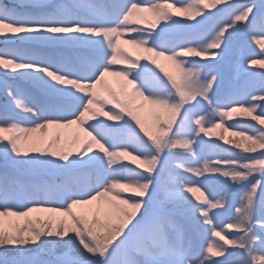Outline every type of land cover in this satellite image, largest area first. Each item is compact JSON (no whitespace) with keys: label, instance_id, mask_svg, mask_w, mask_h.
Segmentation results:
<instances>
[{"label":"snow or ice","instance_id":"obj_1","mask_svg":"<svg viewBox=\"0 0 264 264\" xmlns=\"http://www.w3.org/2000/svg\"><path fill=\"white\" fill-rule=\"evenodd\" d=\"M0 95V264H264V0H0Z\"/></svg>","mask_w":264,"mask_h":264},{"label":"rangeland","instance_id":"obj_2","mask_svg":"<svg viewBox=\"0 0 264 264\" xmlns=\"http://www.w3.org/2000/svg\"><path fill=\"white\" fill-rule=\"evenodd\" d=\"M128 47H129V51H130L133 55L141 54V53H140V50L135 49V48H132L131 46H128ZM145 62H146V61L141 60V63H145ZM147 62L150 63V61H147ZM108 81H109V84H110V86H111L112 88L116 89L117 92H121L120 78H118V77H109V78H108ZM104 94H105V95H108V97L111 98V96L107 93V91H105ZM122 98L127 99V97H124L123 95H122ZM0 104H2V102H1V98H0ZM144 119L146 120V122H147V121L150 122V121L153 119V116H152V114H151L150 112H146V113H144ZM220 131H221L220 129H217V130H216L217 133H220ZM224 134H225L226 136H228V138H229V136L232 135L230 132H228V133H224ZM205 139H206V140H207V139H217V137H211V138H209V137H205ZM220 143H223V142L221 141ZM34 215H47V214H34Z\"/></svg>","mask_w":264,"mask_h":264},{"label":"trees","instance_id":"obj_3","mask_svg":"<svg viewBox=\"0 0 264 264\" xmlns=\"http://www.w3.org/2000/svg\"><path fill=\"white\" fill-rule=\"evenodd\" d=\"M4 2H5V3H8V2H9V0H4ZM152 122H153V121H152ZM152 122H151V123H152ZM229 139L238 140V139H239V137H235V136L231 135V136H229Z\"/></svg>","mask_w":264,"mask_h":264}]
</instances>
